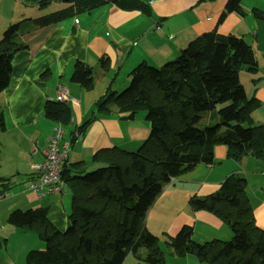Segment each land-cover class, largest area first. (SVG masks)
Wrapping results in <instances>:
<instances>
[{"label": "trees", "instance_id": "1", "mask_svg": "<svg viewBox=\"0 0 264 264\" xmlns=\"http://www.w3.org/2000/svg\"><path fill=\"white\" fill-rule=\"evenodd\" d=\"M29 1L40 7L54 1L66 6L31 19L29 25L20 20L4 30L0 92L9 83L14 54L27 47L21 36L29 29L105 5L146 15L151 12L144 0ZM241 1L227 0L217 23L229 12L243 14ZM252 12L264 19L258 9ZM242 68L248 72L258 68L252 47L241 36L222 35L213 29L191 40L174 60L157 67L138 64L129 72L127 87L118 92L108 88L100 95L94 102L96 113L116 111L132 117L144 111L150 133L136 151L98 150L91 171L78 169L83 162L63 161L62 190L66 186L71 193L64 231L50 223L45 208L9 212L6 221L10 225L35 232L45 242L43 249L26 253L24 264H122L127 252L139 246L148 249L143 258L146 263L163 264L157 237L148 231L145 220L164 186L199 163L212 165L216 145H225L226 157L233 160L247 155L264 160V123L256 124L251 117L257 102L246 95L239 77ZM70 80L90 88L92 67L75 61ZM43 113L62 128L71 117L66 101L46 100ZM208 114H213L208 124L199 126ZM92 118L79 126V134ZM0 129H4L1 114ZM12 185L11 177H0L1 195ZM188 205L191 210L216 215L232 234L227 240L199 243L192 237V227L182 225L166 242L173 254H193L204 264H264V230L255 224L244 177L232 173L215 192L191 196Z\"/></svg>", "mask_w": 264, "mask_h": 264}, {"label": "crops", "instance_id": "2", "mask_svg": "<svg viewBox=\"0 0 264 264\" xmlns=\"http://www.w3.org/2000/svg\"><path fill=\"white\" fill-rule=\"evenodd\" d=\"M226 1L144 0L151 10L147 15L138 10L105 5L23 33L21 39L27 47L14 54L9 83L0 92L4 125V129H0V177H11L13 181L8 190L0 193V212L7 218L13 209L45 208L50 223L64 231L71 206L69 189L65 186L60 192L43 196L29 189V182L37 175L35 166L43 162L56 124L44 116L45 101L57 100L59 85L66 89L71 117L69 124L63 127L61 143H68L65 159L69 164L83 162L79 170L94 168L92 158L100 149L136 151L150 133L145 112L138 111L132 117L116 111L100 114L94 110L95 100L108 88L118 92L126 86L129 72L138 64L144 62L157 67L174 60L191 40L204 32L215 29L222 35L241 36L254 50L257 70L248 72L242 68L239 77L247 97L257 102L251 112L254 123H264V19L252 12L255 8L264 13V0H252L249 4L242 0L243 14L229 12L217 23ZM59 4L56 10L66 6L63 2ZM28 16L20 17L24 25L38 17ZM77 60L92 67L90 88L70 80ZM211 115L207 117L210 119ZM90 118L92 120L79 134V126ZM213 162L212 165L199 163L168 182L147 212L150 216L161 210V222L168 218L160 231L149 218L145 221L148 231L157 237L161 250L164 246L163 264H204L193 254L177 256L166 245L182 225L192 227V237L199 243L231 237L230 228L219 217L205 210H191L188 199L215 192L232 173L245 178L255 224L264 230V160L249 155L233 160L226 157L225 145H216ZM4 167L6 171L2 173ZM162 195L167 198L154 212L153 207ZM4 242L6 245L9 240ZM147 253V248L139 246L127 252L122 264H150L143 260ZM8 262L16 263L13 259Z\"/></svg>", "mask_w": 264, "mask_h": 264}, {"label": "rangeland", "instance_id": "3", "mask_svg": "<svg viewBox=\"0 0 264 264\" xmlns=\"http://www.w3.org/2000/svg\"><path fill=\"white\" fill-rule=\"evenodd\" d=\"M246 4L252 3V0H245ZM60 6L59 2L54 1L50 2L49 4L43 5L41 8L37 5H32L31 1L29 0H0V39L2 37V34L6 28L9 27L12 23H17L21 19L20 17L23 16H39L46 13H49L51 11H55ZM28 16V17H29ZM96 70L98 67L95 68ZM95 70V71H96ZM130 78H128V81L126 83V86L118 89V91H121L125 87L129 85ZM217 120V119H216ZM208 117L205 116V118L198 123L199 126H203L208 124ZM213 123V122H211ZM2 149V148H1ZM94 168H90L87 171H91ZM5 167L2 169V173H4ZM165 194V193H163ZM167 198V195H162L159 197V199L156 201L153 211L157 212L158 208L164 203V200ZM175 196L172 197L171 200H174ZM175 205H180V202L176 203ZM33 207L36 206V204L32 205ZM171 209V207H169ZM160 214L161 210L153 215L146 216V220H150V223L155 224V228L157 231H160V229L164 226V223H167L168 218L164 220V222H161L160 220ZM160 237V236H159ZM5 239H8V244L5 245ZM222 239V240H227ZM160 244H162V240L160 238L159 240ZM27 245V246H26ZM6 246V247H5ZM45 247V242L41 240L35 232L30 231H19L14 226L10 225L6 221L5 214H2L0 212V264H12L8 262V259H13L16 261L15 264H24L25 261V255L30 249H43ZM164 251V246L163 249Z\"/></svg>", "mask_w": 264, "mask_h": 264}, {"label": "built area", "instance_id": "4", "mask_svg": "<svg viewBox=\"0 0 264 264\" xmlns=\"http://www.w3.org/2000/svg\"><path fill=\"white\" fill-rule=\"evenodd\" d=\"M68 99L66 89L59 85L57 87V100L65 102ZM62 137L63 128L59 124H55L49 138L48 148L45 151V159L35 166L37 175L29 182V189L37 196L62 190L60 170L68 149L67 142L61 143Z\"/></svg>", "mask_w": 264, "mask_h": 264}]
</instances>
